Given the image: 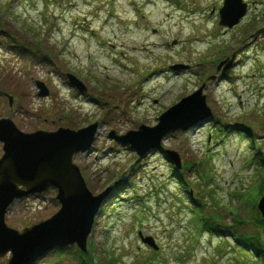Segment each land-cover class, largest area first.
<instances>
[{
  "label": "rangeland",
  "instance_id": "rangeland-1",
  "mask_svg": "<svg viewBox=\"0 0 264 264\" xmlns=\"http://www.w3.org/2000/svg\"><path fill=\"white\" fill-rule=\"evenodd\" d=\"M223 1L0 0V119L25 133L97 124L92 150L73 162L94 196L108 191L86 252L72 244L34 264H229L235 253L198 225L197 212L264 232L251 204L264 176V0H243L247 12L231 28L219 24ZM226 59L233 66L222 75ZM68 74L87 90L71 87ZM36 81L48 96H37ZM204 83L214 119L168 132L161 144L179 153V170L154 149L139 157L108 138L157 126ZM56 196L49 189L15 200L7 225L23 233L50 219L61 208Z\"/></svg>",
  "mask_w": 264,
  "mask_h": 264
},
{
  "label": "water",
  "instance_id": "water-1",
  "mask_svg": "<svg viewBox=\"0 0 264 264\" xmlns=\"http://www.w3.org/2000/svg\"><path fill=\"white\" fill-rule=\"evenodd\" d=\"M246 11L247 4L242 0H224L219 10V24L233 27ZM232 63L233 59L222 61L217 70L224 66L222 72H225ZM182 67L174 65L170 68L177 70ZM214 78L210 77L212 80ZM68 79L69 85L80 93L87 90L76 76L68 74ZM35 84L39 90L37 96L49 95L43 82L36 81ZM205 88L206 85L202 84L191 95L169 108L162 114L157 126L150 129L143 127V133L128 132L125 135L111 131L108 138L129 145L140 157L153 149L160 150L161 142L168 132H185L213 118L204 94ZM10 101L12 103V98ZM97 126L95 124L78 130L60 127L52 132L38 130L25 133L17 128L11 118L0 119V142L3 146L0 158V257L10 252L8 264H34L50 250L72 244L86 252L87 237L108 191L94 196L80 168L73 162V157L77 153L92 150ZM137 134L141 137H137ZM164 153L169 162L175 164L177 169L181 168L178 152L165 150ZM49 189L57 191L56 200L61 205L58 213L24 228L23 233L7 225L6 214L15 200ZM257 208L264 223V176L263 193ZM140 238L143 244L158 249L152 236H142L140 233Z\"/></svg>",
  "mask_w": 264,
  "mask_h": 264
},
{
  "label": "trees",
  "instance_id": "trees-1",
  "mask_svg": "<svg viewBox=\"0 0 264 264\" xmlns=\"http://www.w3.org/2000/svg\"><path fill=\"white\" fill-rule=\"evenodd\" d=\"M251 160L258 163L257 154H255ZM254 189L255 199L251 201V204L256 210L253 216L261 226L262 219L256 208V204L262 194V183L257 185ZM242 194L243 193H241L240 196H242ZM196 216L197 222L199 223L198 225L201 224L200 226L207 227L208 230H212L215 234H219L220 237H224V240L227 241L229 248L235 253V256L229 264H264V232L262 233L261 230H252L247 227L238 230L236 229V224L223 227V225L218 222L220 218L213 215L207 217L197 212ZM236 218L240 220L239 223L243 221L238 216ZM81 260L87 261V264L92 262L91 257L86 260L85 258H81ZM101 264H112V261Z\"/></svg>",
  "mask_w": 264,
  "mask_h": 264
},
{
  "label": "bare ground",
  "instance_id": "bare-ground-1",
  "mask_svg": "<svg viewBox=\"0 0 264 264\" xmlns=\"http://www.w3.org/2000/svg\"><path fill=\"white\" fill-rule=\"evenodd\" d=\"M144 23V22H143ZM142 23V24H143ZM141 26H143V25H141ZM144 28V27H143ZM198 41H200V40H198ZM135 49H136V47H135ZM136 52H138V53H140V52H142V53H144V52H147V49L146 48H142V50H138V49H136L135 50Z\"/></svg>",
  "mask_w": 264,
  "mask_h": 264
}]
</instances>
